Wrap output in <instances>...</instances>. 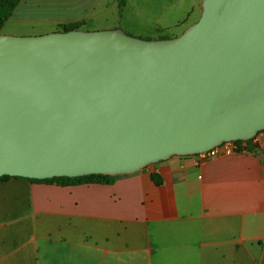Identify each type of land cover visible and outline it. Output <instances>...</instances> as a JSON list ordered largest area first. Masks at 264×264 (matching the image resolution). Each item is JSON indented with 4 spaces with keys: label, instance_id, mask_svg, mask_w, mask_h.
<instances>
[{
    "label": "water",
    "instance_id": "1",
    "mask_svg": "<svg viewBox=\"0 0 264 264\" xmlns=\"http://www.w3.org/2000/svg\"><path fill=\"white\" fill-rule=\"evenodd\" d=\"M179 35L0 34V177L132 174L264 130V0H201Z\"/></svg>",
    "mask_w": 264,
    "mask_h": 264
},
{
    "label": "crops",
    "instance_id": "2",
    "mask_svg": "<svg viewBox=\"0 0 264 264\" xmlns=\"http://www.w3.org/2000/svg\"><path fill=\"white\" fill-rule=\"evenodd\" d=\"M134 3L123 20L144 13ZM200 4L150 0L145 18L183 31ZM117 14L118 0H20L0 34L113 29ZM0 264H264V130L231 154L171 156L109 184L0 182Z\"/></svg>",
    "mask_w": 264,
    "mask_h": 264
},
{
    "label": "trees",
    "instance_id": "3",
    "mask_svg": "<svg viewBox=\"0 0 264 264\" xmlns=\"http://www.w3.org/2000/svg\"><path fill=\"white\" fill-rule=\"evenodd\" d=\"M20 0H0V28L5 20L9 18L12 10L17 5ZM125 5V0H118V13H121L123 7ZM79 24H69L63 25L61 31H67L70 29H77ZM251 140V139H250ZM247 141H236L240 146L242 143L249 142ZM11 178L10 176H2L0 177V182L5 181ZM115 176L103 175V174H89L85 176H77V177H52L47 179H30L37 182H45V183H56L61 186H69V185H78V184H109L114 180ZM156 183L159 182V179L156 175L153 176Z\"/></svg>",
    "mask_w": 264,
    "mask_h": 264
},
{
    "label": "rangeland",
    "instance_id": "4",
    "mask_svg": "<svg viewBox=\"0 0 264 264\" xmlns=\"http://www.w3.org/2000/svg\"><path fill=\"white\" fill-rule=\"evenodd\" d=\"M134 2H135L134 4L136 6H138L139 4H142V6H143L144 13H142L141 16L139 15L140 17L135 16V13L131 11V7H128L127 11H125L124 20L122 17V11H121V13H118L117 17H116V23L119 25L118 28H121L126 33H128L132 36L145 38L144 36L133 35V34L127 32L125 30V28L130 30V31L145 33L144 35L147 34V35H149L148 37H150L147 39H153L152 38L153 36L177 35L182 31V26H176V27H171L169 30H163L162 33L156 32V31L154 32L152 29V26L147 24V21H149V19L145 18L147 12H149L150 0H134ZM197 12H198V9H196V11L190 15V17H189L190 21H194L196 19ZM154 14H155V12H152V15H154ZM104 25L106 26L107 24L105 23ZM84 27L88 28L89 26L85 25ZM7 28H8V25H7ZM44 29L45 30H43V31H46L48 33L52 32V31H56L55 29H50V28H44ZM107 29H110V28H107ZM41 30H36V31H41ZM89 30H91V29H89ZM36 35H38V34H36Z\"/></svg>",
    "mask_w": 264,
    "mask_h": 264
},
{
    "label": "built area",
    "instance_id": "5",
    "mask_svg": "<svg viewBox=\"0 0 264 264\" xmlns=\"http://www.w3.org/2000/svg\"><path fill=\"white\" fill-rule=\"evenodd\" d=\"M236 141L239 140L222 142L221 144L216 145L215 147L208 149L207 151L195 155L199 157V160H205L207 158L217 156L218 154H231L239 150L238 148L240 144H238Z\"/></svg>",
    "mask_w": 264,
    "mask_h": 264
}]
</instances>
